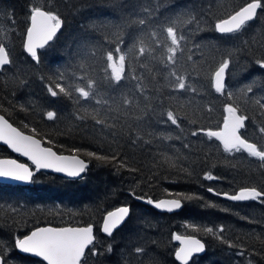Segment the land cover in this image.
I'll return each mask as SVG.
<instances>
[{
	"label": "trees",
	"instance_id": "1",
	"mask_svg": "<svg viewBox=\"0 0 264 264\" xmlns=\"http://www.w3.org/2000/svg\"><path fill=\"white\" fill-rule=\"evenodd\" d=\"M249 1L0 0L8 57L0 69V115L88 165L78 179L37 172L27 186L0 184L5 264H44L14 248L43 225H91L94 240L82 264H178L175 234L204 244L188 264H264V196H217L264 191V0L237 31L214 28ZM36 8L54 17L57 30L31 57L23 38ZM221 66L218 91L212 75ZM226 106L243 117L239 135L255 155L226 151L206 135ZM9 156L0 146V157ZM160 198L179 199L181 207L157 212L148 201ZM122 205L129 208L125 222L102 235L103 215Z\"/></svg>",
	"mask_w": 264,
	"mask_h": 264
},
{
	"label": "water",
	"instance_id": "2",
	"mask_svg": "<svg viewBox=\"0 0 264 264\" xmlns=\"http://www.w3.org/2000/svg\"><path fill=\"white\" fill-rule=\"evenodd\" d=\"M258 8H259V2L257 0L249 1L245 3L244 5L239 7L236 11H234L228 17L216 22L214 24L215 31L218 34H228V33L237 31L244 23L252 20L255 17ZM56 30H57V27L54 26L53 19L50 14H48L47 12L41 9L32 10L29 15L28 26L26 28V31L24 33V38H23V51L25 52V54L31 57L35 56L36 51L38 49L43 48L45 45H47L51 41ZM7 64H8V57L6 54V50L3 45H0V69L1 67L6 66ZM224 79H225V70H224V67L221 66L217 68L212 75L213 86L216 90L221 91L223 89ZM243 122H244L243 117H241L234 108L230 106H226L224 109V116H223L222 122L219 125V127L215 130L206 131V135L214 139L226 151H229L235 148H240L248 153L253 154L254 153L253 145L243 140L239 135V130L243 127ZM0 146L5 147L12 155L23 160V161H20L14 157H0V166H2L3 163L15 161L17 164L27 165L30 171L33 172V174L34 172H46L49 174L60 176L65 179H78L82 177L83 175L82 173L81 176L79 177H69L67 176L66 173H57L51 169L42 168L40 170H37L35 168V165L32 163V161L29 160L27 156L21 154V150L25 146H30L35 149H40L41 151L50 150V152L48 153L50 157L52 153L55 154V157H78V156L73 155V154L56 153L50 147L42 145V142L38 138L30 134L21 132L19 129L14 127L9 121H7L2 115H0ZM85 163L87 164V162ZM30 182H31V179L29 181H17L14 178H10V177H0V184L27 186L30 184ZM241 189H244V188H241ZM241 189L236 190L233 194H228V193L227 194L228 196L238 194ZM224 194L225 193L218 194L217 196L223 200L233 201L227 198ZM172 199L174 198H160L158 200L153 201L151 203V206L154 210L160 213L177 212L180 208L173 209L172 211H168L167 209H157L155 207L156 203H159L161 201L172 200ZM238 202H243V201H238ZM121 207H128V206H123V205L118 206L114 209L109 210L108 212L116 211L118 208H121ZM108 212H106L103 215L100 225H99V232L102 235L107 236V237L109 236V234L104 233L103 224H104L105 218L107 217ZM127 217H125V219L121 222L120 225H118L115 229H113L112 233L125 222ZM89 226L91 225L61 226V227H89ZM41 227H53V226L43 225V226L35 227L34 229L30 230L27 234L20 237L19 239H22L25 236L30 235L32 231L36 230L37 228H41ZM54 228H60V227H54ZM177 235H173V241L176 244V248L173 253V258L175 262H177L178 264H183V262L178 260L175 255V253L182 246L180 241L175 239V236ZM179 236H181L182 238L191 237V238L198 239L190 235H179ZM14 247L17 253L38 259L42 263L47 264V262L44 261L42 257H38L35 254H31V253H24L22 250L18 249L16 246V241L14 242ZM87 248L85 249V251L87 250ZM203 253H204V250L201 253H193V255L189 257L188 262L193 257L200 256ZM0 260H1V257H0Z\"/></svg>",
	"mask_w": 264,
	"mask_h": 264
},
{
	"label": "snow or ice",
	"instance_id": "3",
	"mask_svg": "<svg viewBox=\"0 0 264 264\" xmlns=\"http://www.w3.org/2000/svg\"><path fill=\"white\" fill-rule=\"evenodd\" d=\"M50 150L35 149L30 146H25L21 150V154L27 156L35 165L37 170L51 169L57 173H66L69 177H79L85 172L88 165L79 157H55L52 153L48 155ZM89 156H94V153H88ZM55 157V158H53ZM100 160H105L103 156L96 157ZM33 176L27 165L17 164L15 161L3 163L0 166V177H10L17 181H29ZM208 178V177H207ZM227 198L233 201H248L258 200L264 196V191H257L255 188H244L238 194L228 196ZM148 203H152L151 200ZM157 209H179L181 202L179 199L161 201L155 204ZM129 214L128 207L118 208L116 211L108 212L104 220V233L111 234ZM211 232L212 229L208 228ZM175 239L180 241L181 247L175 253L176 258L187 264L189 257L193 253H201L204 250V245L200 240L181 236H175ZM93 228L89 227H41L32 231L30 235L22 239L16 240V246L24 253L35 254L42 257L47 264H82L81 258L85 256V249L93 244ZM0 264H5L0 260Z\"/></svg>",
	"mask_w": 264,
	"mask_h": 264
},
{
	"label": "rangeland",
	"instance_id": "4",
	"mask_svg": "<svg viewBox=\"0 0 264 264\" xmlns=\"http://www.w3.org/2000/svg\"><path fill=\"white\" fill-rule=\"evenodd\" d=\"M56 23V21H55ZM121 58L119 56H115L114 57V61H113V64H112V67L114 69V76L117 77L120 73V69H121ZM264 153V151H263Z\"/></svg>",
	"mask_w": 264,
	"mask_h": 264
}]
</instances>
